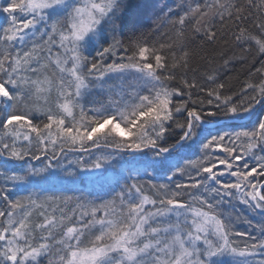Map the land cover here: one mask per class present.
<instances>
[{
  "label": "snow or ice",
  "instance_id": "1",
  "mask_svg": "<svg viewBox=\"0 0 264 264\" xmlns=\"http://www.w3.org/2000/svg\"><path fill=\"white\" fill-rule=\"evenodd\" d=\"M148 9L0 0V264H264V0ZM222 39L238 91L197 64Z\"/></svg>",
  "mask_w": 264,
  "mask_h": 264
},
{
  "label": "trees",
  "instance_id": "2",
  "mask_svg": "<svg viewBox=\"0 0 264 264\" xmlns=\"http://www.w3.org/2000/svg\"><path fill=\"white\" fill-rule=\"evenodd\" d=\"M193 2H198V0H193ZM147 3L149 4V9L147 10V15L149 18L145 19L144 29L146 32L148 31L151 25L150 17L153 14L159 13L162 10H166L167 7L169 6H173L175 4L181 3V0H147ZM149 38L150 39L152 38L151 34L149 35ZM234 53L238 56L239 50L234 47V45L231 43L230 40L227 43H224V40L222 39L214 46V48L206 49V54L214 59V63L209 65L204 61L198 60L197 64L201 71L209 70L210 68H216L218 70L220 79H222L224 82L229 84L234 91H238L242 80L247 75L249 64L246 62H241L239 59H234L232 65L229 68L225 69L222 66L223 58L225 56L231 57ZM99 98L100 97H98V99ZM109 152L111 151L106 149H97L91 151L90 153H83V154L63 153L59 158V161L53 163L62 162L65 165H67L69 159L75 160L78 158H84L85 160L90 161L91 159H94L97 156H102ZM180 155L185 158L181 160L182 165L186 164L189 159L195 160L199 158L198 152L193 153L191 151H185ZM120 156L121 159L114 160L112 161L111 165L107 166L113 175H118L121 171V167L127 166L128 157L125 154H120ZM39 163L40 162L35 164H39ZM141 179L144 181L151 180L153 182H163V180L160 177H158L156 173H152L151 176L143 175ZM181 179H186V178H181ZM233 204H234V208L232 209V211L234 218L236 215H240L241 217L247 216L248 218L252 219L253 223L259 220V217L251 213L250 210H248L245 205L239 204L236 201H233ZM236 226L240 230L248 229V225L243 223L237 222Z\"/></svg>",
  "mask_w": 264,
  "mask_h": 264
},
{
  "label": "water",
  "instance_id": "3",
  "mask_svg": "<svg viewBox=\"0 0 264 264\" xmlns=\"http://www.w3.org/2000/svg\"><path fill=\"white\" fill-rule=\"evenodd\" d=\"M99 149H106V150H110V151H112V149H110V148H99ZM94 150H97V149H92L91 151H94ZM65 153H70V154H83V153H80V152H65ZM63 154V153H62ZM61 154V155H62ZM61 155H60V157H61ZM39 161H33L32 163H38ZM53 162H56V161H53Z\"/></svg>",
  "mask_w": 264,
  "mask_h": 264
}]
</instances>
